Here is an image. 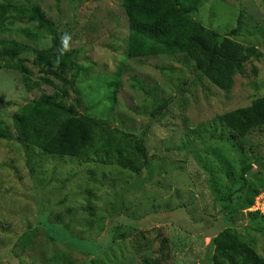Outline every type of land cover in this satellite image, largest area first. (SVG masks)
<instances>
[{
  "label": "rangeland",
  "instance_id": "1",
  "mask_svg": "<svg viewBox=\"0 0 264 264\" xmlns=\"http://www.w3.org/2000/svg\"><path fill=\"white\" fill-rule=\"evenodd\" d=\"M0 2L39 5L59 26L65 47L81 50L78 61L83 74L78 85L83 94L84 114L138 134L148 125L157 107L165 101L172 102L169 116L155 123L147 136L150 157L167 159L172 164L163 166V170L170 172V176L163 175L165 179L161 182L164 187L171 188L168 193L156 184H134L136 176L131 173L119 175L115 166L111 170L101 166L88 169L76 160L46 156L40 144L27 143L35 170L30 175L23 146L16 141L0 140V249H5L9 241H16L37 217L43 223H62L64 233L79 244L78 249L64 246L48 239L46 232L39 229L36 234L28 235L30 246L26 247L22 239L18 241V248L7 250L12 252L11 258H2L8 253L1 251L0 264H142V253L147 254V251L136 253L131 243L136 235L120 238L125 227L118 228L115 238L119 240L115 248L92 255L89 261L85 251L96 241H104L101 235L105 232L101 234L98 228L112 223V215L117 211L122 209V214L140 219L142 224L144 219L147 220L143 217L151 213L152 200H157L155 205L160 212H165L162 200L169 198H173L169 210L176 209L179 202H186L191 220L202 228L190 230L171 223L151 222L149 229H140V232L151 235L154 228L160 229L161 239L168 240L171 251L167 264H202L211 243L202 230L212 233L210 225L221 217L214 192L217 190L219 197L225 198L230 191L227 179L215 162L231 154V149L220 142H212L219 153L214 152L208 157L205 154L211 149L206 146L208 140L185 139V136L190 128L204 124L217 129L210 128L219 134L222 131L220 118L248 108L256 98L264 96V35L258 33L264 22V0H209L193 13L206 28L225 35L238 27V18L243 12L242 27L247 33L237 39L256 48L260 59H252L245 74L237 76L229 94L195 73L191 68L194 64L183 56L126 58L129 23L122 0H60L59 5L56 0ZM32 26L8 21L4 30H0V39H15L36 49L49 48L50 37L34 33L33 40L22 31ZM27 57L33 59L32 55ZM254 67L258 71L256 75ZM114 81L118 85L116 90L109 86ZM31 91L20 74L0 67V125L13 137L18 138L15 119L24 120L29 132L36 128L32 119L20 109L41 94L53 92L45 85ZM74 97L72 94L66 99L69 107L73 105ZM228 133L226 130L225 135ZM249 140L247 149L252 151V157L264 156V129L256 130ZM193 153H198L201 159L194 158ZM159 165L162 166L161 162ZM255 167L254 175L247 179L256 187L264 186V168ZM147 175V171L143 172L141 180H147ZM138 187L141 191L131 190H139ZM123 202H127L125 209ZM100 217L105 219V224ZM249 221L247 218L243 228L239 229L240 236L264 257V234L249 230ZM20 257L21 263L17 259ZM157 257L155 253L154 258Z\"/></svg>",
  "mask_w": 264,
  "mask_h": 264
},
{
  "label": "trees",
  "instance_id": "2",
  "mask_svg": "<svg viewBox=\"0 0 264 264\" xmlns=\"http://www.w3.org/2000/svg\"><path fill=\"white\" fill-rule=\"evenodd\" d=\"M208 1L122 0L129 23L125 47L126 58L183 56L194 64L191 67L194 72L206 79L213 87L224 93H231L237 76L244 75L246 66L252 64L254 58L259 60L260 54L256 48L246 46L237 39L247 33L242 27V11L238 18V27L225 35L206 28L195 19L193 13L198 12ZM56 2L59 5L60 0ZM11 20L33 25L31 29L22 30L33 40L34 33H39L50 37L51 41L49 48L36 49L15 39H0L1 68L20 74L28 91L40 88L42 85L53 90L49 95L41 94L38 99L20 109V112L32 119L33 125L36 126L31 132L28 131L27 123L19 118L15 119L18 138L13 137L4 126L0 125V140L16 141L23 146L30 175L35 170L32 167L31 149L27 143L40 144L46 156L76 160L88 169L101 166L111 170L115 166L119 175L131 173L136 176L134 184H156L163 192L168 193L171 188L164 187L161 182L164 181H162L163 175L170 176V172L163 170L165 169L163 166L172 164L167 159L153 160L150 157L147 136L155 123H160L169 116L172 102L165 101L157 107L148 125L141 128L138 134L125 131L124 128L113 125L107 120L84 114L83 94L78 85L83 74L78 61L81 50L65 47L59 26L39 5L0 2V30H4L5 23ZM260 29L258 33L264 35V22ZM28 55H32L33 59L30 60ZM253 72L255 75L258 74L257 68L254 67ZM109 86L116 90L118 85L114 81L110 82ZM72 94L75 97L73 105L69 107L66 99ZM113 99L115 100V96ZM154 100L157 101L156 98ZM219 122L222 128L219 134H215L210 129L212 127L209 128L204 124L190 128L185 136V139L198 137L203 141L208 140L206 146L211 147L208 152L205 151L208 157L214 152L219 153L213 148L212 142H220L231 149V154L215 162L216 167L223 172L222 176L227 179L230 191L225 198H220L217 190L214 192V200L220 204L221 217L210 225L213 228L212 233L206 229L202 230V233H206L211 239L202 264H264V257L245 242L239 233V229L243 228L244 222L249 218L248 229L257 234H264V215L249 212L256 198L264 192V186L261 184L260 187H256L247 179V176L254 175L255 166L264 168V156L252 157V151L247 149L250 136L256 130L264 129V96L256 98L250 107L220 118ZM226 130L229 131L227 135H225ZM250 155L251 157H248ZM193 157L201 159L198 153H193ZM145 171L148 172L147 180L142 181L140 175ZM138 189L131 190L141 191V188ZM175 193L178 195L177 191ZM156 202L157 200L155 202L152 200L151 213L143 217L147 220L144 219L142 224L139 223L140 219L122 214V209L112 215L110 224L106 225L105 219L100 217L99 220L105 225L98 229L101 234L105 232L101 235L104 241H96L91 249L85 251L89 256L87 261L92 255L115 248L116 241L119 240L115 238L118 228L125 227L126 231L120 238L129 239L136 235L131 242L136 253L147 251V254L142 253V264L169 263L171 259L169 242L167 239H161L160 229L154 228L152 237L148 235L149 232L143 233L140 229H149L151 222L159 225L171 223L190 230L202 227L191 220L186 202H179L176 209L169 210L173 198L162 200L165 203V212L159 211ZM126 203H122V208L125 209ZM245 212L247 216L244 215ZM90 217L92 218L93 215L91 214ZM36 219V222L26 227L25 232L16 241H9L7 247L0 249V252L18 248V241L22 239L26 247L30 246L31 239L28 235H34L40 230L45 231L46 237L52 241H59L64 246L74 249L79 248V244L64 233L61 228L62 223H43L41 218ZM155 250L156 252H153ZM6 253H8L6 257L2 258L12 257V252ZM155 253L158 255L157 258H154ZM17 259L22 262L21 257Z\"/></svg>",
  "mask_w": 264,
  "mask_h": 264
},
{
  "label": "built area",
  "instance_id": "3",
  "mask_svg": "<svg viewBox=\"0 0 264 264\" xmlns=\"http://www.w3.org/2000/svg\"><path fill=\"white\" fill-rule=\"evenodd\" d=\"M250 211L264 215V192L256 198L255 204Z\"/></svg>",
  "mask_w": 264,
  "mask_h": 264
},
{
  "label": "clouds",
  "instance_id": "4",
  "mask_svg": "<svg viewBox=\"0 0 264 264\" xmlns=\"http://www.w3.org/2000/svg\"><path fill=\"white\" fill-rule=\"evenodd\" d=\"M252 208H253V207H252ZM250 210H251V209H250ZM250 210H249V212H252V211H250ZM255 213H259V212H255ZM261 215H262V214H261Z\"/></svg>",
  "mask_w": 264,
  "mask_h": 264
}]
</instances>
